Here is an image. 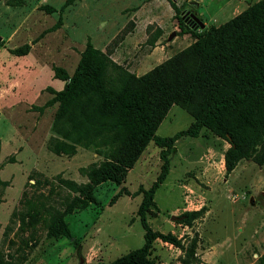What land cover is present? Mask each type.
I'll use <instances>...</instances> for the list:
<instances>
[{
    "label": "rangeland",
    "instance_id": "obj_1",
    "mask_svg": "<svg viewBox=\"0 0 264 264\" xmlns=\"http://www.w3.org/2000/svg\"><path fill=\"white\" fill-rule=\"evenodd\" d=\"M66 1L0 0V180L6 184L0 187V256L11 264H80V259L114 264L141 248L144 230L137 209L162 164L161 149L149 142L121 184L92 185L87 171L102 165L107 147L53 151L62 140L53 125L66 104L35 109L52 100L49 89L59 92L65 85L53 68L72 76L88 40L136 78L195 44L201 55L209 51L207 41L181 34L178 27L181 18L192 29L186 24L190 13L203 19L197 0H174L178 13L168 0H79L64 8ZM259 1L236 7L232 19ZM230 14L229 8L215 25ZM205 22L207 30L212 25ZM24 45H30L27 55L11 53ZM157 46H165V54L160 50L155 63H146ZM193 123L173 102L156 135L171 137ZM174 147L171 170L154 195L157 206L147 221L153 230L172 234L177 245L157 239L149 259L155 264H264V133L252 157H235L229 173L230 145L207 128L196 138H180Z\"/></svg>",
    "mask_w": 264,
    "mask_h": 264
},
{
    "label": "trees",
    "instance_id": "obj_2",
    "mask_svg": "<svg viewBox=\"0 0 264 264\" xmlns=\"http://www.w3.org/2000/svg\"><path fill=\"white\" fill-rule=\"evenodd\" d=\"M75 1L79 0H67L64 8ZM168 1L178 13L174 0ZM44 9L54 12L48 6ZM177 20L181 34L207 41L209 51L201 55L200 44H195L150 74L136 78L88 40L72 76L62 68H53L54 77L65 82L63 89L59 92L49 89L54 94L52 100L35 108L42 112L56 103L66 104L53 125L62 137L56 140L53 149L56 153H67L74 145L108 148L102 165L87 171L92 185L107 181L121 184L126 171L149 142L161 149L160 172L152 186L141 192L143 199L137 209L144 244L114 264H155L149 259L155 240L177 245L172 234L153 231L147 214L156 208L154 195L169 174V156L180 138H196L207 128L225 140L230 145L225 154L229 173L235 157H252L256 139L264 133V0L251 5L223 27L212 25L196 32L186 27L181 18ZM29 51L30 45H24L11 53L21 57ZM173 102L183 107L194 123L171 137H160L156 135L157 125ZM5 185L0 180V187ZM67 185L84 192L73 182ZM0 264L11 263L0 256Z\"/></svg>",
    "mask_w": 264,
    "mask_h": 264
},
{
    "label": "crops",
    "instance_id": "obj_3",
    "mask_svg": "<svg viewBox=\"0 0 264 264\" xmlns=\"http://www.w3.org/2000/svg\"><path fill=\"white\" fill-rule=\"evenodd\" d=\"M248 0H197V12L201 15V17L203 18L202 23L205 25H209L205 22L208 21L210 23V25L219 27L223 24H225L226 22H228L230 19H232L235 15H234V11L236 9V7L239 8H243L245 5L247 4ZM203 7L205 8V10L203 9ZM231 9V14L230 16L226 17L223 23L219 24V25H215L216 22V18L221 17L222 13L228 9ZM198 17V16H197ZM160 50L164 51L163 54H165V46H157L154 51L147 56V60L146 63L148 64H153L155 63L161 53ZM139 71V69H137L136 73ZM141 72H139L138 74H140ZM177 144V142H176ZM172 162V161H171ZM170 170H171V165H170ZM157 206V205H156ZM175 210L170 211L169 215H171L172 213H174ZM153 231L155 232H160L163 233V231H158L156 229H154ZM171 233L174 234V231H171Z\"/></svg>",
    "mask_w": 264,
    "mask_h": 264
},
{
    "label": "water",
    "instance_id": "obj_4",
    "mask_svg": "<svg viewBox=\"0 0 264 264\" xmlns=\"http://www.w3.org/2000/svg\"><path fill=\"white\" fill-rule=\"evenodd\" d=\"M183 18V17H182ZM186 24L189 25L193 30H203L205 28L204 24L202 23V21L197 17L196 13H190L189 14V18L186 21ZM176 36V33L173 32L170 36H169V40H172L174 37ZM170 220L171 221H180L182 220V217H176V216H170ZM83 260L80 259V264H83Z\"/></svg>",
    "mask_w": 264,
    "mask_h": 264
}]
</instances>
